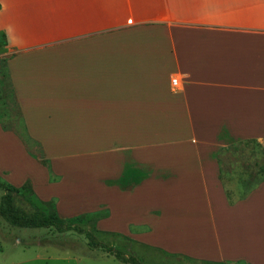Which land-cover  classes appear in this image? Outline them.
Wrapping results in <instances>:
<instances>
[{
    "label": "crops",
    "instance_id": "crops-1",
    "mask_svg": "<svg viewBox=\"0 0 264 264\" xmlns=\"http://www.w3.org/2000/svg\"><path fill=\"white\" fill-rule=\"evenodd\" d=\"M0 110L17 111L56 179L4 122L0 176L29 179L60 217L61 207L102 206L100 227L139 198L149 204L116 228L151 224L153 211L162 222L175 207L176 227L198 233L181 254L264 264L257 233L226 235L223 246L214 232L199 245L202 228L227 231L264 193L262 180L229 204L217 161L232 142L264 137V0H0Z\"/></svg>",
    "mask_w": 264,
    "mask_h": 264
},
{
    "label": "rangeland",
    "instance_id": "rangeland-1",
    "mask_svg": "<svg viewBox=\"0 0 264 264\" xmlns=\"http://www.w3.org/2000/svg\"><path fill=\"white\" fill-rule=\"evenodd\" d=\"M17 116L16 110H7V112L0 110V122H4L3 126L20 131L21 134L19 135L25 143L26 150L33 155L43 157L41 147L25 133L20 116ZM256 141L257 144L254 145L252 143L243 145L239 141H236L233 143L236 144V151L230 153L228 150L220 154V158L224 160L222 163L225 171L223 176L226 180L230 179V181L227 180L228 188L230 190H238L237 195H232L231 197L226 195L229 204L245 199L249 192L254 189L249 190L248 193L246 192L242 196L244 193L241 194L242 188H239V180L241 178L244 180L251 178V176L243 174L247 158L251 157V165L252 162L256 161L250 168L252 175L258 171L260 166H264V137L256 139ZM47 162L48 166L44 163L42 164L48 169L49 181L53 182L56 176L50 169L51 163ZM0 178L6 181L2 176ZM259 178L263 179L264 175H259ZM27 181L30 180L28 179ZM91 189L94 193L97 192L93 186H91ZM5 193L7 191L0 188V207ZM8 193L12 196L14 206L27 211L36 208L48 212L53 207L51 202L55 203L54 198H50L49 202L41 200V198L46 197L43 196L45 194L40 195L38 191L31 194L25 188L19 192L8 191ZM95 195L98 198L99 195L97 193ZM261 196H264V193L253 197L246 205L247 208L242 212V217L240 216V223H228L224 226L228 228L227 231L223 232L224 228L220 225H217L215 230L212 226L202 228L203 234L201 235L199 245H203L204 249L209 247L212 244L214 232L218 233L217 236L219 235L223 246H225L224 239H226V235L231 237L234 235L237 239L240 235L245 236L247 234L249 239L257 233V235L264 237V223H260V221L264 220V215L262 217V214H264V197ZM83 197L89 198L93 196L85 194ZM147 197L152 198V204H155V201H159L160 189H153L151 195ZM139 201V198H136V200L132 199L128 201L129 206L126 205L125 208L123 207L125 205L116 206V209L113 207L115 215L113 217L111 215L110 218L101 219L100 227L95 226L93 223L95 219L94 215L98 211L100 215H105L107 211L109 212L108 208L100 206L98 210V208L90 207L89 204L77 205L73 210H63V207H61L59 208L60 215L62 218L67 219L75 211H91L90 213H82L79 217L70 219L69 223L72 227L63 232H59L51 227H19L10 223L0 214V264H213V262L193 259L176 250L175 247L181 248L184 245H191L192 241L197 240L194 236L195 234L198 235V233L195 228L176 227V218L177 216H181V212L177 215L175 207H163L165 213L162 222L158 221L159 215L153 211L151 212V224L144 225L143 222L132 221L124 227L116 228L117 226L113 224L114 221L127 222L125 220L131 217V212L136 215L135 211L139 212V210H143L144 206L149 204V202L139 204ZM254 214L258 215L254 216ZM74 225H77L78 229L74 228ZM85 231H89L93 239L99 242L97 246H90L88 244ZM136 234H138L137 238ZM261 240L264 242V239ZM167 243L171 244V246H166ZM102 244L110 246L113 251H120L124 257L130 256L134 261L132 262L131 259L123 261L113 253H107L101 246ZM238 250L233 251L239 254L247 253L237 252ZM261 258H264V256ZM216 264L244 263L221 260Z\"/></svg>",
    "mask_w": 264,
    "mask_h": 264
},
{
    "label": "trees",
    "instance_id": "trees-1",
    "mask_svg": "<svg viewBox=\"0 0 264 264\" xmlns=\"http://www.w3.org/2000/svg\"><path fill=\"white\" fill-rule=\"evenodd\" d=\"M241 144L246 145L248 143H252V145L257 144V141L255 138H247V139H242V140H238ZM236 142V141H235ZM234 142H232L231 144H229L226 147L221 148L218 152H217V161L220 163L221 158H220V154H222V152L228 151L230 153H233V151H236V144H233ZM250 159L251 157L247 158V163L245 165V169L243 171V174L245 176H251V178L249 180H244V179H240L239 180V185L242 188V196H244L246 194V192L248 193L249 190L255 188V186L260 183L263 179L259 178V175H264V166H260L258 168V171H256L255 174H251L250 168L252 165H254L256 163V161L252 162V165L250 163ZM39 160L41 161V163H44L46 166L47 165V160L44 159L43 157H39ZM224 172L219 174V178L221 179V181L223 182V185L225 186V193L228 197H231L232 195H237V191L238 190H230L228 187V181H230V179H225L223 176ZM0 188H3L5 191H7V193L4 194L2 203H1V207H0V214L3 215V217L8 220L10 223H12L13 225H17L19 227H38V228H43V227H51L54 228L55 230L59 231V232H63L67 229H69L71 226V224L69 223V220L75 217H79L81 214L73 216L71 218H62L59 216V214L57 213L53 202L52 203V210L45 212L43 210H39V209H32L31 211H27L25 209H21L17 206H14L12 203V196L10 195V193H8V191H14V192H19L22 189H27V191H29L31 194H34L33 189L31 187V184L29 181H26L25 183H23L20 186H14L11 185L10 183H8L5 180H2L0 178ZM49 202V201H48ZM93 215V214H91ZM94 217H96L94 215ZM93 223H95V219L93 221ZM74 228L78 229V226L74 225ZM100 232H104V231H100ZM107 233V232H106ZM85 235L88 238V244L90 246H97L99 244V242H97L96 240L93 239L92 234L89 231H85ZM105 251L107 253H113L115 254L117 257H119L120 259H122L123 261H128V259H133L130 256H123V254L120 251H113L112 248L110 246H106L105 244L101 245ZM134 260H132L133 262Z\"/></svg>",
    "mask_w": 264,
    "mask_h": 264
},
{
    "label": "built area",
    "instance_id": "built-area-1",
    "mask_svg": "<svg viewBox=\"0 0 264 264\" xmlns=\"http://www.w3.org/2000/svg\"><path fill=\"white\" fill-rule=\"evenodd\" d=\"M171 82H172L173 85H177V83H178V82H177V78H175V77L172 78Z\"/></svg>",
    "mask_w": 264,
    "mask_h": 264
}]
</instances>
